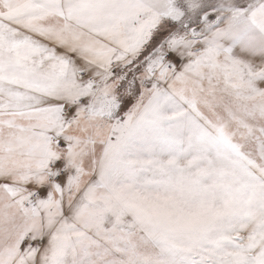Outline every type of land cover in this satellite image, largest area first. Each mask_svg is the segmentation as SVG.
Wrapping results in <instances>:
<instances>
[{"label": "snow or ice", "instance_id": "snow-or-ice-1", "mask_svg": "<svg viewBox=\"0 0 264 264\" xmlns=\"http://www.w3.org/2000/svg\"><path fill=\"white\" fill-rule=\"evenodd\" d=\"M0 264H264V0H0Z\"/></svg>", "mask_w": 264, "mask_h": 264}]
</instances>
